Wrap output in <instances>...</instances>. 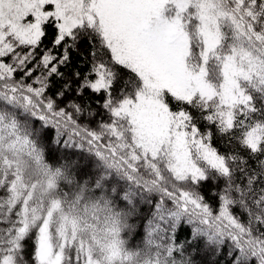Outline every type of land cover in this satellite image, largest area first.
<instances>
[{
	"label": "snow or ice",
	"instance_id": "6c2138e0",
	"mask_svg": "<svg viewBox=\"0 0 264 264\" xmlns=\"http://www.w3.org/2000/svg\"><path fill=\"white\" fill-rule=\"evenodd\" d=\"M0 264H264V0H0Z\"/></svg>",
	"mask_w": 264,
	"mask_h": 264
}]
</instances>
